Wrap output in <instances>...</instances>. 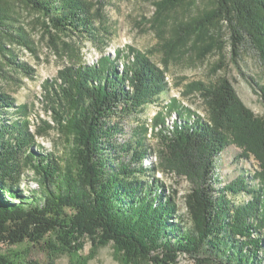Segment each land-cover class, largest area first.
Masks as SVG:
<instances>
[{"label": "trees", "instance_id": "1", "mask_svg": "<svg viewBox=\"0 0 264 264\" xmlns=\"http://www.w3.org/2000/svg\"><path fill=\"white\" fill-rule=\"evenodd\" d=\"M61 32L97 35L99 12L86 0H25ZM173 4L165 0L159 9ZM4 21L0 9V53ZM215 24L232 31L233 55L249 42L264 62V0H214L213 8L181 29L186 35L203 34ZM126 57L102 55L95 64L76 63L61 68L50 92L55 122L70 136V158L35 148L26 104L0 91V264H39L4 246L25 242L48 247L51 260L67 255L71 264H88L95 250L113 244L121 264H177L181 253L197 264H264V116L254 113L239 97L232 82L188 84L206 103L208 117L170 100L165 110L175 113L171 127L163 111L152 119V133L162 135L161 169L186 177L192 185L186 196L189 225L183 226L177 203L160 185L138 174L150 154L148 126L135 141H113L122 133L113 116L137 113L168 91L165 70L143 51ZM120 63L123 65L120 68ZM264 101V80L252 81ZM10 109L18 118L7 116ZM50 127H52L50 125ZM230 145L240 157L259 162L251 180L239 175L217 189V157ZM118 151V152H117ZM123 153H125L123 155ZM127 159V160H126ZM37 176L41 192L25 194L24 168ZM34 191V190H31ZM247 193L250 198L236 202ZM217 194V195H216ZM94 250L83 255L84 239Z\"/></svg>", "mask_w": 264, "mask_h": 264}, {"label": "rangeland", "instance_id": "2", "mask_svg": "<svg viewBox=\"0 0 264 264\" xmlns=\"http://www.w3.org/2000/svg\"><path fill=\"white\" fill-rule=\"evenodd\" d=\"M86 1L92 4L93 11L100 14L97 35L61 32L54 29L48 19L32 9L25 0H0L6 32L0 53V91L14 96L17 105H27L31 131H40L36 135L35 148L40 152H52L65 161L70 158V136L54 120L51 107L54 96L50 95L56 88L58 71L70 64H95L102 55L115 57L117 49L126 57L130 56L129 51L133 48L146 52L152 61L165 70L169 89L156 102L137 113L113 116L111 123L117 122L123 129L113 141L118 147L120 144H132L142 134V126H148L146 145L150 154L144 166L159 169L139 173L138 178L149 183L155 181L154 184L162 186L167 196L175 199L178 214L186 227L189 225L186 196L192 185L186 177L161 169L164 144L160 132L156 133L159 128L151 134L152 119L163 111L167 126H172L175 113L169 114L165 110L170 100L207 118L204 98L200 92L191 91L188 84L203 82L209 85L223 78L232 82L239 97L255 114L264 116V101L252 82L260 84L264 80L261 54L253 44L245 42L240 47L239 56L235 57L232 31L227 25H212L203 34L183 33L181 28L208 13L213 8L214 0H172L173 4L165 10L159 9V4L165 0ZM7 116L18 118L13 109ZM240 153V148L230 145L217 157L214 170L217 189L239 175L247 177L252 185L256 184L251 177L259 169V162L253 156L242 158ZM21 188L25 194L41 192L40 182L32 169L24 168ZM228 198L245 202L250 196L241 193L238 197L229 195ZM83 241L82 254L86 256L94 250V244L88 237ZM4 251L21 253L27 256L28 261L39 264H71L67 255H59L51 260L43 241L39 244L25 242L4 246ZM114 251L112 243L102 246L95 250L96 254L88 264H121ZM140 264L151 263L143 260ZM177 264L197 262L193 256L181 253Z\"/></svg>", "mask_w": 264, "mask_h": 264}]
</instances>
